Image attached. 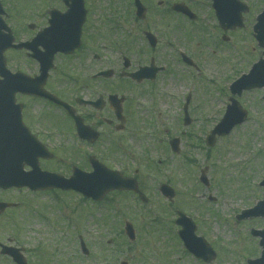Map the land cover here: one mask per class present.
Listing matches in <instances>:
<instances>
[{"label": "rangeland", "instance_id": "obj_1", "mask_svg": "<svg viewBox=\"0 0 264 264\" xmlns=\"http://www.w3.org/2000/svg\"><path fill=\"white\" fill-rule=\"evenodd\" d=\"M242 1L250 6L243 30L238 34L232 33L228 43L222 41V33L217 31L220 36L216 40L224 46L213 53L214 59L202 64L205 70L197 78L198 82L185 77L187 72L182 65H176L173 76L161 79L155 103L151 105L150 112L145 113L142 139L130 142L134 156L126 161L134 170L141 169V187L149 197L148 205L132 195L115 193L109 201L93 204L83 201L81 195L59 191L0 192V201L19 204L17 209H8L0 214V242L25 248L30 253V264H206L188 253L178 237L179 227L174 221L181 211L196 222L198 235L205 237L217 252V259L212 264H247L248 259L260 257L259 239L253 238L250 230L263 229L264 220L239 222L236 216L242 210L253 207L264 194L259 186L264 179L262 93L254 91L244 95L242 103L250 111L245 124L236 128L229 137L219 139L210 153L205 143L206 136L225 112L230 96L229 85L236 77L248 73L262 56L263 50L255 43L251 32L257 15L263 10L264 0ZM206 2L209 1L199 0L203 4L202 13L206 16L204 22L213 28L211 7ZM112 3L118 6L121 13L126 10L120 0H99L98 7L105 10V15L108 11L109 18L116 17L114 10H110ZM192 4L196 5L195 1ZM107 20L105 18L104 24ZM180 23L174 19L157 22L148 15L144 22L120 25L113 33L102 25L101 32L105 38L103 54L106 56L103 67L117 64L122 69L121 53L131 59L134 67L138 63L149 64L152 55L159 66L165 62L172 63L171 56L175 52H185L186 44L189 50L195 49L201 41V36L187 37V30L192 25H187L186 30L175 31ZM146 30L158 36L157 53L150 47L146 51ZM129 38L134 40L136 49L143 48L145 54L137 56L127 49ZM187 38L193 40L192 43ZM208 38L209 35H206ZM115 45L120 47V54L114 49ZM212 45L215 47L214 43ZM212 50L213 47L211 53ZM114 57H117L116 60ZM189 94L192 95L189 112L193 122L186 127L183 106ZM189 134H193L194 138H190ZM156 135L165 139L167 144L172 137H179L180 152L175 154L169 148L161 150ZM197 141L203 143L201 148L193 146ZM104 158L110 168H121L120 161ZM160 160L162 164L158 166L162 169L153 172L150 164ZM206 166L210 168L209 188L199 182L200 172ZM150 175H153L151 180ZM165 181H169L177 193L172 204L159 192L160 184ZM209 195L217 201L211 203ZM126 221L135 227V242H130L125 234ZM79 237L87 243L88 256L81 251ZM37 248L41 251L32 255L31 252ZM0 264L14 263L0 255Z\"/></svg>", "mask_w": 264, "mask_h": 264}, {"label": "flooded vegetation", "instance_id": "obj_2", "mask_svg": "<svg viewBox=\"0 0 264 264\" xmlns=\"http://www.w3.org/2000/svg\"><path fill=\"white\" fill-rule=\"evenodd\" d=\"M141 1L148 9L147 17L151 15L157 22L172 19L181 21L175 31L185 30L182 25H192L187 30V37L201 36L195 49L189 50V45L186 44V47L183 46L185 52H175L171 56L172 63L162 64L161 67L165 69L157 74L154 82L144 80L138 83L126 76L128 73L138 72L146 63H138L134 67L131 61L128 70H125L124 62L122 69L117 64L103 67L106 56L103 54L105 38L101 32L102 25L117 29L120 25L135 24L134 0H120L126 8L123 13L118 11L115 3L112 6L110 3V10H114L115 18H109L108 11L105 15V10L98 7L99 0H84L83 11L73 0H0L3 8L0 24L3 20L11 27L17 44L30 45V48H10L4 52L5 65L0 70L3 89L0 94V122L6 132L13 133L18 140H23L25 127L29 134L55 155L50 161L41 160L43 169L62 173L69 178L75 167L91 171L92 156L102 162L104 157H110L121 162L122 166L117 170L127 177L134 176V168L126 161L134 156L131 154L130 142L142 139L145 113L150 112L151 105L155 103L160 80L168 75L173 76L176 65H182L191 75L188 77L187 74L185 77L193 81L202 76V70H205L202 64L211 61L213 43L212 39H206V35L216 34L220 28H212L213 33L210 32L211 27L207 22H201L204 13L200 12L199 7L192 5L193 0ZM175 3L187 4L198 18L191 20L187 15L172 12ZM211 11L210 19L217 23L212 8ZM105 18H108L106 24ZM55 25L68 29L70 50L55 54V67L44 82V90L64 104L38 94L42 74L39 56L45 51V47L39 44V35L46 28ZM80 26L82 30L78 39ZM4 33L7 34L5 30L2 31ZM216 35L219 36L218 33ZM187 39L192 43L193 40ZM128 40L127 49L133 54H145L148 45L146 51L143 48L136 49L134 40ZM113 47L117 54L121 53L119 46ZM157 50L158 48L154 49V53ZM183 53L193 61L192 65L184 61ZM121 55L124 59L125 55ZM151 58L150 62L154 59L156 63L155 56L152 55ZM159 147L167 151L166 142L160 138ZM160 164L161 160L158 165ZM152 178L153 175H150L149 180ZM25 255L30 262V253L25 250Z\"/></svg>", "mask_w": 264, "mask_h": 264}, {"label": "water", "instance_id": "obj_3", "mask_svg": "<svg viewBox=\"0 0 264 264\" xmlns=\"http://www.w3.org/2000/svg\"><path fill=\"white\" fill-rule=\"evenodd\" d=\"M77 6L82 7L83 0H76ZM139 8L138 14L141 18L145 17V8L139 0H137ZM214 7L217 10L221 25L225 29H235L237 26L242 27V12H247L248 8L238 0H214ZM175 9L186 11L184 7L177 5ZM256 38L260 46L264 47V13L258 17V24L255 27ZM151 40L152 45H156V40L151 34H147ZM63 38L57 41V44L62 43ZM5 48V46L3 47ZM49 67H47V70ZM254 88H264V59L255 65L249 76H244L233 87L234 93L241 94L243 90H251ZM247 112L244 111L237 102L229 107L226 117L212 132L211 137L208 139V144L214 146L216 143V136H224L230 134L232 129L243 123L246 120ZM28 146H21L16 142L5 141L0 139V188L9 189L12 187H25L30 186L32 190H48L52 188H61L63 190H75L82 193L88 198L96 201L103 200L106 195L112 190H133L138 193L139 189L134 180L124 179L119 173L108 170L102 164L96 162L94 165V172L91 174L75 172L71 179H65L61 176L44 173L40 170L38 165L39 157L43 153H39L35 149L32 142L25 141ZM179 141L172 142V147L178 151ZM41 151V150H40ZM25 165L34 167V171L30 174L24 172ZM206 171H203L202 181L209 184ZM264 186V182L262 184ZM162 193L173 200L175 192L169 186H162ZM141 198L145 201L146 198L140 194ZM211 200H215L211 198ZM13 206L9 204H0V211L3 212L6 208ZM180 218L177 224L183 226V231H180V236L185 241L188 249L195 254L198 258L204 259L206 262H212L216 258V253L209 244L203 239L198 238L195 234L196 226L193 221L187 218L184 214L180 213ZM264 218V200L259 202L257 206L251 210L243 211L242 215L238 216L239 220L250 218ZM126 231L132 241L136 239L134 227L131 223L126 224ZM253 235L261 237V246L263 247L262 258L249 261V264H264V230L252 231ZM85 253H88L85 245L83 244ZM3 254L11 255L14 260L20 264H25L24 259L20 254V250L15 248L4 247ZM127 264V263H123Z\"/></svg>", "mask_w": 264, "mask_h": 264}]
</instances>
